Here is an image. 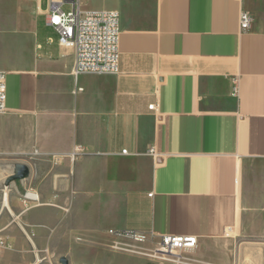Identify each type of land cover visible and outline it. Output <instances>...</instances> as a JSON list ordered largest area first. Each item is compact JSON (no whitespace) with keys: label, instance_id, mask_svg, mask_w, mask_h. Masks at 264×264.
Returning a JSON list of instances; mask_svg holds the SVG:
<instances>
[{"label":"crops","instance_id":"crops-1","mask_svg":"<svg viewBox=\"0 0 264 264\" xmlns=\"http://www.w3.org/2000/svg\"><path fill=\"white\" fill-rule=\"evenodd\" d=\"M27 1L55 37L32 19L0 62L6 236L33 234L38 253L50 237L72 252L74 236H196L187 260L205 264L264 237V0H108L96 11L120 13V73L77 76L49 0Z\"/></svg>","mask_w":264,"mask_h":264},{"label":"rangeland","instance_id":"rangeland-1","mask_svg":"<svg viewBox=\"0 0 264 264\" xmlns=\"http://www.w3.org/2000/svg\"><path fill=\"white\" fill-rule=\"evenodd\" d=\"M80 5L82 10L96 11L109 4L108 0H80ZM68 8L65 6V9ZM33 10L32 3L27 0H0V62L3 55L11 54L13 42L25 31V27L29 26L32 19L37 20L40 31H45L47 36L55 37L52 30L44 26L43 18L35 17ZM9 164L13 163L9 162ZM40 229L46 231L45 228ZM24 235L18 236L17 242L6 236L7 240L13 244V250L5 251L1 255L6 264H61V258H66L69 264H205L187 260L186 255L192 251L183 253L181 262L176 258H156L154 250L157 240L142 235L138 240L117 236L108 244L101 242L87 244L84 239L78 240L74 236L71 240L76 242H71L70 245L77 249L72 252L56 251L59 248L52 245L50 237L49 240H45V248L39 253L27 235L25 233ZM29 235L32 240L37 241V237L34 238L33 234ZM238 245L245 246L247 250H239ZM61 248L66 247L61 246L60 250ZM37 253L41 259L40 263H36ZM183 256L185 257L183 258ZM0 264H2V260ZM231 264H264V237L242 239L239 240V244L233 242Z\"/></svg>","mask_w":264,"mask_h":264},{"label":"built area","instance_id":"built-area-1","mask_svg":"<svg viewBox=\"0 0 264 264\" xmlns=\"http://www.w3.org/2000/svg\"><path fill=\"white\" fill-rule=\"evenodd\" d=\"M49 6L47 24L57 33L59 45L73 50L75 76L84 73H120L121 18L117 10L85 11L81 8L80 0H49ZM65 6L69 8L65 9ZM252 21L251 14L243 11L240 15V28L247 31ZM153 107L150 106L151 109ZM7 111L6 74L0 71V115ZM126 153L127 150H123V154ZM149 153L156 156L154 149ZM25 197L32 199L36 195L26 192ZM4 230L0 229V258L3 252L13 250V244L7 240ZM24 233L32 242V237L25 231ZM113 234L136 240L141 238L133 232ZM197 246L196 236L165 235L157 240L154 256L160 259L176 258L181 262L182 254L195 250Z\"/></svg>","mask_w":264,"mask_h":264},{"label":"water","instance_id":"water-1","mask_svg":"<svg viewBox=\"0 0 264 264\" xmlns=\"http://www.w3.org/2000/svg\"><path fill=\"white\" fill-rule=\"evenodd\" d=\"M28 173H29V170H28L27 166L19 165L17 168L16 177L21 178L23 176L28 175ZM60 263L61 264H69V262L66 258H61Z\"/></svg>","mask_w":264,"mask_h":264},{"label":"bare ground","instance_id":"bare-ground-1","mask_svg":"<svg viewBox=\"0 0 264 264\" xmlns=\"http://www.w3.org/2000/svg\"><path fill=\"white\" fill-rule=\"evenodd\" d=\"M5 199H6V198H5ZM6 200H7V199H6ZM5 204H6V203H5ZM6 205H7V204H6ZM6 205H5V206H6ZM40 260H41V259L39 258V261H40Z\"/></svg>","mask_w":264,"mask_h":264}]
</instances>
